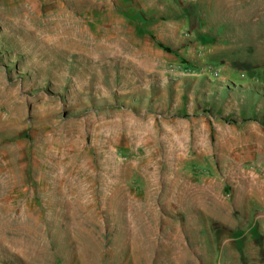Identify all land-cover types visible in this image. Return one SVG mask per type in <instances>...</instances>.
Returning <instances> with one entry per match:
<instances>
[{"label":"rangeland","instance_id":"rangeland-1","mask_svg":"<svg viewBox=\"0 0 264 264\" xmlns=\"http://www.w3.org/2000/svg\"><path fill=\"white\" fill-rule=\"evenodd\" d=\"M0 264H264V0H0Z\"/></svg>","mask_w":264,"mask_h":264},{"label":"trees","instance_id":"trees-1","mask_svg":"<svg viewBox=\"0 0 264 264\" xmlns=\"http://www.w3.org/2000/svg\"><path fill=\"white\" fill-rule=\"evenodd\" d=\"M161 46V45H160ZM166 50H168L167 48H165Z\"/></svg>","mask_w":264,"mask_h":264}]
</instances>
